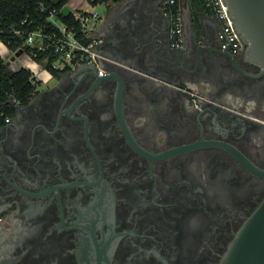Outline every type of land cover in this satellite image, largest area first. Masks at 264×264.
I'll use <instances>...</instances> for the list:
<instances>
[{
    "label": "flooded vegetation",
    "instance_id": "1",
    "mask_svg": "<svg viewBox=\"0 0 264 264\" xmlns=\"http://www.w3.org/2000/svg\"><path fill=\"white\" fill-rule=\"evenodd\" d=\"M187 1L188 42L197 48L205 28L222 50L219 20L200 6L190 15ZM105 5V72L56 73L28 101L9 100L0 264H222L264 200V70L242 47L185 57L170 78L182 88L142 76L155 71L126 46L153 18L171 38L166 0Z\"/></svg>",
    "mask_w": 264,
    "mask_h": 264
},
{
    "label": "built area",
    "instance_id": "2",
    "mask_svg": "<svg viewBox=\"0 0 264 264\" xmlns=\"http://www.w3.org/2000/svg\"><path fill=\"white\" fill-rule=\"evenodd\" d=\"M93 1L89 0L88 3L95 5ZM204 3L206 9L220 22L218 39L221 49L238 54L243 43L233 28V21L223 0H204ZM166 5L171 20L172 45L180 46L184 42L185 36L182 6L180 3L178 6V0H166ZM70 8L69 15L73 16L70 22L64 21L60 17V14H63L62 9L52 8L47 11L45 22L33 24L34 20L29 22L28 19H24L19 22L17 27L9 30L24 37L23 46L26 47L21 55L10 63L9 67L14 71L20 68L28 69L36 88L40 87L41 83H48L56 73L74 70L82 66L95 65L99 73L106 71L102 62L104 56L99 50L100 39L94 35L100 12L81 8L74 9L71 6ZM45 9V5L41 4L40 10L44 11ZM92 20L95 21L93 25H91ZM30 26L34 27L30 28ZM5 51H10L11 55L16 53L0 40V55H4Z\"/></svg>",
    "mask_w": 264,
    "mask_h": 264
},
{
    "label": "water",
    "instance_id": "3",
    "mask_svg": "<svg viewBox=\"0 0 264 264\" xmlns=\"http://www.w3.org/2000/svg\"><path fill=\"white\" fill-rule=\"evenodd\" d=\"M223 2L233 21V28L243 43L245 55L264 70V0H223ZM188 11L192 15V11L190 9ZM70 12L71 8L68 4L62 8L64 15L68 16ZM100 19L101 16L98 20ZM201 23L203 24V21ZM191 24L193 25V22ZM191 27L193 29V26ZM132 44L131 47L126 46L125 55H143L155 71L149 72L137 68L139 74L149 76L152 80L157 78L158 82L177 88H182L183 83L170 78L181 75L185 57L200 55V51L208 55H227V53L232 55L225 50L213 49L205 28L201 38L197 40V48L189 42L173 46L171 38L166 39L163 25L157 18L142 22ZM22 52L23 49L17 51L7 60V65H10ZM105 55L111 54L106 52ZM90 67L98 72L95 65ZM222 264H264V200L241 228L224 256Z\"/></svg>",
    "mask_w": 264,
    "mask_h": 264
},
{
    "label": "trees",
    "instance_id": "4",
    "mask_svg": "<svg viewBox=\"0 0 264 264\" xmlns=\"http://www.w3.org/2000/svg\"><path fill=\"white\" fill-rule=\"evenodd\" d=\"M70 0H0V40L8 48L17 52L25 49L24 37L12 33L11 29L18 26L19 22L28 19L29 22L34 20L33 24L43 23L46 20L47 11L52 8L62 9L69 4ZM109 0H94L93 3H105ZM118 1V0H115ZM194 6L205 11L206 5L204 0H189ZM44 4L46 9L40 10V5ZM179 6V0H178ZM60 17L67 22L73 18L72 15ZM29 25V24H28ZM34 26H30L33 28ZM36 87L31 79V72L26 68L12 70L7 61L0 55V125L4 123L5 116L12 113L13 108L9 100L15 102H26L34 92Z\"/></svg>",
    "mask_w": 264,
    "mask_h": 264
},
{
    "label": "rangeland",
    "instance_id": "5",
    "mask_svg": "<svg viewBox=\"0 0 264 264\" xmlns=\"http://www.w3.org/2000/svg\"><path fill=\"white\" fill-rule=\"evenodd\" d=\"M88 1L89 0H70L69 5L72 6L74 9L81 8L83 10H88V11L97 10L98 12H100V14L105 13V11L107 10V6L103 2L93 5V4H89ZM93 23H95L94 20L91 21V25H93ZM48 84H53V81L49 83H41L40 87H46V85Z\"/></svg>",
    "mask_w": 264,
    "mask_h": 264
},
{
    "label": "crops",
    "instance_id": "6",
    "mask_svg": "<svg viewBox=\"0 0 264 264\" xmlns=\"http://www.w3.org/2000/svg\"><path fill=\"white\" fill-rule=\"evenodd\" d=\"M72 7V6H71ZM186 7H189L188 9H190L191 11H193V10H195L196 9V7L194 6V5H192L191 3H190V1L188 0L187 1V6ZM101 15V14H100ZM97 27H98V25H97ZM95 33H96V31H95ZM95 35V34H94ZM186 43H188V40H187V37H185L184 36V42L182 43V44H186ZM100 50V52L102 53V54H104L105 55V51L103 50V49H99ZM5 54L4 55H2L3 56V58L7 61L9 58H11L13 55H11V52L10 51H5L4 52ZM155 79V78H154ZM155 81H159L157 78L155 79Z\"/></svg>",
    "mask_w": 264,
    "mask_h": 264
}]
</instances>
